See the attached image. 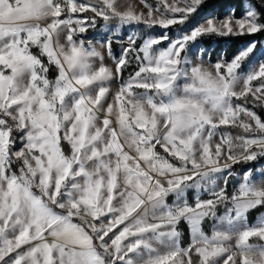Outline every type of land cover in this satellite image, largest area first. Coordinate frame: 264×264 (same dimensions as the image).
Wrapping results in <instances>:
<instances>
[{"label":"snow or ice","instance_id":"1","mask_svg":"<svg viewBox=\"0 0 264 264\" xmlns=\"http://www.w3.org/2000/svg\"><path fill=\"white\" fill-rule=\"evenodd\" d=\"M139 4L0 0V264H264V0Z\"/></svg>","mask_w":264,"mask_h":264},{"label":"rangeland","instance_id":"2","mask_svg":"<svg viewBox=\"0 0 264 264\" xmlns=\"http://www.w3.org/2000/svg\"><path fill=\"white\" fill-rule=\"evenodd\" d=\"M216 1L218 0H207V3L210 5V7H208L202 14H201V19L203 17H216V18H224L225 16H227L230 12L231 9H235V15L237 17H240L244 11V7L243 6H247L250 2L251 3H256V0H243L242 1V5L240 8L238 7H232V6H227L224 9H222V4L221 3H217ZM149 3H155L156 0H148ZM169 2H171V0H169ZM134 4L138 5V10L139 8H143V5L139 4V0H134ZM258 6V5H257ZM146 11V10H145ZM178 15V14H177ZM157 31H159V29H157ZM94 35V33H89V36ZM236 37H216V36H212V37H205L201 42H200V46L211 51L213 53V60L216 59V56L218 53H224L226 57H232L234 54H236L239 50H241L245 45L248 44L245 43L243 45H241L234 53L230 54L228 51V43L230 41V39H233ZM257 41V40H256ZM258 42V41H257ZM120 45L119 44H115L114 46V51H116L117 53H119L120 51ZM261 52H264V39L261 42H258V49H257V56L260 59H264V56H261ZM249 107H251V105H249ZM255 111H257V113L262 117V119H264V111L260 110L259 108L255 109ZM235 131V130H234ZM264 166V163L262 162H257V167H262ZM247 167V166H245ZM237 171H241V167L237 166ZM231 187V184H230ZM260 215H264V209H258L256 211H253L251 213H249V223H255L257 218ZM182 231H185V228L182 227L181 229ZM187 234V232H186ZM187 240H188V236H186V239H183V243L187 244Z\"/></svg>","mask_w":264,"mask_h":264},{"label":"trees","instance_id":"3","mask_svg":"<svg viewBox=\"0 0 264 264\" xmlns=\"http://www.w3.org/2000/svg\"><path fill=\"white\" fill-rule=\"evenodd\" d=\"M242 1L243 0H218L216 2L218 4L221 3L222 9H224L227 6L240 8L242 5ZM253 39L257 40L258 42H261L264 39V35L257 34L256 36H253V37H236V38L230 39V41L228 43L229 53L230 54L234 53L241 45H243V44H245V43H247ZM260 162L264 163V161H260ZM186 236H187V234L185 232L183 239H186Z\"/></svg>","mask_w":264,"mask_h":264}]
</instances>
